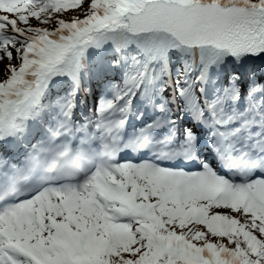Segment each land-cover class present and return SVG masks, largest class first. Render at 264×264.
<instances>
[{"label":"snow or ice","instance_id":"6c2138e0","mask_svg":"<svg viewBox=\"0 0 264 264\" xmlns=\"http://www.w3.org/2000/svg\"><path fill=\"white\" fill-rule=\"evenodd\" d=\"M0 264H264V0H0Z\"/></svg>","mask_w":264,"mask_h":264}]
</instances>
